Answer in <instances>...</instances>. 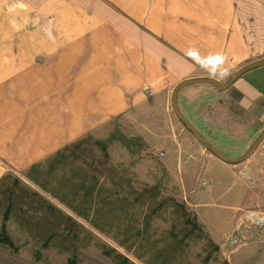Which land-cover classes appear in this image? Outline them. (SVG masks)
I'll return each mask as SVG.
<instances>
[{"label":"rangeland","instance_id":"374dc122","mask_svg":"<svg viewBox=\"0 0 264 264\" xmlns=\"http://www.w3.org/2000/svg\"><path fill=\"white\" fill-rule=\"evenodd\" d=\"M15 37L11 27L0 41V65L19 53ZM14 79L0 76V83ZM216 89L189 103L181 98L179 109L210 144L239 156L264 127V109ZM10 97L0 90V101ZM170 106V121L160 126L121 113L23 171L0 158V223L16 246L0 242V264H119L123 256L124 264H227L233 250L254 244L235 234L257 214L248 207L256 200L240 196L245 170L237 166L248 156L221 161Z\"/></svg>","mask_w":264,"mask_h":264},{"label":"crops","instance_id":"0c3cea01","mask_svg":"<svg viewBox=\"0 0 264 264\" xmlns=\"http://www.w3.org/2000/svg\"><path fill=\"white\" fill-rule=\"evenodd\" d=\"M9 25L19 53L0 65L1 77L15 78L0 83L15 94L0 101V158L19 171L99 133L121 113L152 128L170 121L174 84L212 77L186 56L190 46L201 55L223 51L228 76L264 56V0H0L1 42ZM213 89L204 81L180 86L178 108L181 98L189 103ZM226 89L239 93L242 107L264 109V64ZM238 165L245 170L240 196L256 200L248 207L257 214L233 233L254 244L233 250L227 264H264V136Z\"/></svg>","mask_w":264,"mask_h":264},{"label":"water","instance_id":"95a60500","mask_svg":"<svg viewBox=\"0 0 264 264\" xmlns=\"http://www.w3.org/2000/svg\"><path fill=\"white\" fill-rule=\"evenodd\" d=\"M264 64V56L261 58H257L255 60L248 61L238 68H236L224 81L217 80L213 77L208 76H198V77H191V78H183L177 81L174 86L172 87L170 93V105L172 111L174 112L175 116L184 124V126L191 131V133L195 136V138L203 144L207 149H209L213 154H215L218 158L228 161V162H235L244 157H247L258 144L260 139L264 136V127L260 130L258 135L252 140V142L241 152L239 156H228L224 154L219 148L210 144L201 134L196 130V128L190 124L183 114L180 112L177 103H176V91L177 89L187 83H192L196 81H204L213 84L217 89H223L228 86L239 74L243 71Z\"/></svg>","mask_w":264,"mask_h":264},{"label":"clouds","instance_id":"9594fccd","mask_svg":"<svg viewBox=\"0 0 264 264\" xmlns=\"http://www.w3.org/2000/svg\"><path fill=\"white\" fill-rule=\"evenodd\" d=\"M185 54L191 61L214 78L223 79L229 74L228 69L225 68L228 57L223 51L201 55L198 48L190 46Z\"/></svg>","mask_w":264,"mask_h":264},{"label":"trees","instance_id":"16d2710c","mask_svg":"<svg viewBox=\"0 0 264 264\" xmlns=\"http://www.w3.org/2000/svg\"><path fill=\"white\" fill-rule=\"evenodd\" d=\"M95 143H97L101 147L103 146L102 142L99 141L98 139L95 140ZM6 214H7V206L4 209V211H3L2 219H5L6 218ZM185 221L190 222V223H193L192 219H190L188 217H185ZM0 242L7 244L12 249H16V246H14V244L12 243L10 237L8 236V234L5 231V227H4V223L3 222L0 223ZM126 260H127V258L123 256L118 263L119 264H124V262Z\"/></svg>","mask_w":264,"mask_h":264},{"label":"built area","instance_id":"2783aa9c","mask_svg":"<svg viewBox=\"0 0 264 264\" xmlns=\"http://www.w3.org/2000/svg\"><path fill=\"white\" fill-rule=\"evenodd\" d=\"M228 241V240H227ZM232 241H235V239L233 238V239H230L228 242H232ZM230 246V245H229Z\"/></svg>","mask_w":264,"mask_h":264}]
</instances>
